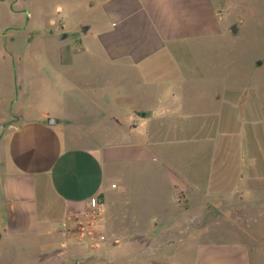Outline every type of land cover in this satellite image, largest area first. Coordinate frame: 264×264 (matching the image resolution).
Here are the masks:
<instances>
[{
  "label": "crops",
  "instance_id": "0c3cea01",
  "mask_svg": "<svg viewBox=\"0 0 264 264\" xmlns=\"http://www.w3.org/2000/svg\"><path fill=\"white\" fill-rule=\"evenodd\" d=\"M232 1L0 0V264H264Z\"/></svg>",
  "mask_w": 264,
  "mask_h": 264
},
{
  "label": "rangeland",
  "instance_id": "374dc122",
  "mask_svg": "<svg viewBox=\"0 0 264 264\" xmlns=\"http://www.w3.org/2000/svg\"><path fill=\"white\" fill-rule=\"evenodd\" d=\"M228 9L232 25L237 24L240 28L237 33L239 36L231 35L230 50L225 55V58H229L231 62L228 73H230L232 83L238 80L242 86V99L244 100L242 121L237 120V122L242 124V140L255 144L257 146L254 147L255 150H260L259 154L264 157V0L246 1L244 5L248 14L246 32L242 31V0H233L228 5ZM50 45L52 46V43L48 46ZM69 48L65 47L64 52ZM40 54L44 70L47 71L46 52L43 51ZM258 60H262L261 65L257 64ZM236 97L237 91H233L230 96L231 101H234ZM231 106L232 103L223 108L226 129L236 125V122L230 118ZM33 109L37 110L38 107L34 106ZM252 153L255 154L254 151ZM262 169L264 172L263 167Z\"/></svg>",
  "mask_w": 264,
  "mask_h": 264
},
{
  "label": "built area",
  "instance_id": "2783aa9c",
  "mask_svg": "<svg viewBox=\"0 0 264 264\" xmlns=\"http://www.w3.org/2000/svg\"><path fill=\"white\" fill-rule=\"evenodd\" d=\"M89 203H90L91 211L96 212L102 206L103 200H102L101 196L99 194H97V195H94L90 198Z\"/></svg>",
  "mask_w": 264,
  "mask_h": 264
},
{
  "label": "water",
  "instance_id": "95a60500",
  "mask_svg": "<svg viewBox=\"0 0 264 264\" xmlns=\"http://www.w3.org/2000/svg\"><path fill=\"white\" fill-rule=\"evenodd\" d=\"M231 32H232L233 34H237V33H238V26H237V24H234V25L232 26V28H231ZM257 64L261 65V64H262V60H258V61H257ZM57 122H58V120H57L56 118H54V117H49V118L47 119V124H48L49 126H53V125H55Z\"/></svg>",
  "mask_w": 264,
  "mask_h": 264
}]
</instances>
